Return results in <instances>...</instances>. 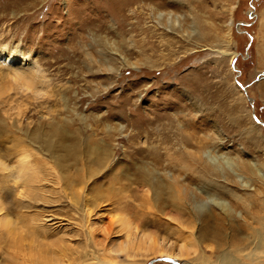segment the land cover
I'll return each mask as SVG.
<instances>
[{
  "label": "rangeland",
  "instance_id": "374dc122",
  "mask_svg": "<svg viewBox=\"0 0 264 264\" xmlns=\"http://www.w3.org/2000/svg\"><path fill=\"white\" fill-rule=\"evenodd\" d=\"M157 11L178 16L180 25L171 30L166 18L158 24ZM263 13L264 0H0V264H96L97 257L148 264L162 257L149 243L113 251L126 239L113 223L121 215L132 219L138 244L142 235L150 236L172 253L184 230L192 231L195 247L185 250L182 264L202 258L217 264L222 252L236 247L242 264H264V255H245L257 231L264 233ZM193 24L197 33L191 36ZM104 59L119 70H109ZM32 67L45 79L35 83L42 95L13 78ZM63 129L82 132L84 145L115 146L112 162L100 169L84 161L87 154L76 140L82 156L76 153L61 167L66 152L57 138ZM201 143L220 144L221 153L242 160L249 188L229 173L205 176L207 191L231 214L209 203L207 210H183L180 216L169 203L143 198L138 180L131 186L124 180L139 176L143 165L166 174L174 169L167 151L190 160L185 152L193 154ZM24 150L27 167L20 162ZM18 167L24 179H17ZM75 167L96 174L91 181L103 190L115 187L110 200L124 197L140 212L120 202L117 210L111 201L101 203L91 214L89 233L71 201L85 189ZM184 182L197 201L209 200L197 190L202 183L196 176L188 174ZM207 231L208 239L202 238Z\"/></svg>",
  "mask_w": 264,
  "mask_h": 264
},
{
  "label": "bare ground",
  "instance_id": "6f19581e",
  "mask_svg": "<svg viewBox=\"0 0 264 264\" xmlns=\"http://www.w3.org/2000/svg\"><path fill=\"white\" fill-rule=\"evenodd\" d=\"M233 8H235V6H233ZM163 18H166V22H167V23H165L166 27L170 28L171 30H175L174 29L175 23L180 25V21H178V16H174L171 13L164 14L160 11H157L156 12V20H157L158 24H162L161 20ZM263 18H264V13H263ZM179 25H176V26H179ZM196 33H197V30L195 28V25L193 24L191 26V31L188 32V34L192 36ZM94 41H97V39H94ZM6 58L9 62L11 60H13V62H15V60H14L15 56L12 54H11V56L9 54L6 55ZM122 62H123L122 64H124V65H131V66L137 67L133 63H129L126 58H122ZM24 63H26V62H24ZM104 64L109 68V70H119L118 68H113L112 66H110L108 64L107 59H104ZM33 67L31 69L30 73H28L27 75H25V74L22 75L21 73L16 71L14 73L15 76L13 78L16 79V82L18 81L17 83H19L21 85V88H24L27 91L31 90V91L35 92L36 95H42L44 90L36 89L35 83L37 81L38 82L40 81L41 83L45 82V79H43V77L40 76V74H38L36 68H33ZM107 129L110 130L111 127L107 126ZM123 129H124V126L119 125L118 128H116L115 130H117L119 132V134H121L124 132ZM61 133H62L61 136H59L57 138V142L60 144L61 147L64 148V150L66 152L65 159H63L62 162H59L61 167H64V168L68 167L70 157L76 158V153H79V155L81 154V152L79 151V148L76 146V142H75L76 140L80 141V143L82 145L81 147L83 148L82 152L87 154L86 159L85 158L83 159L84 161L86 160V162L92 163L94 166H96L100 169L106 168V166L112 162V158L114 156V151H115L113 147H115V146L109 145L108 143H106L103 140H102L103 143H101V144H99V143H93L92 144V141H91V143L84 145L85 139L84 138L82 139V132H79L80 134H78V136H77V135H73L72 132L70 133L66 129H63L61 131ZM186 135H187V132H186ZM30 140H31V138H30ZM42 141L50 149H52L54 147V144L49 139L45 138ZM187 144H190V143H187ZM197 144L199 145V143H197ZM201 144H202V146L198 147L197 148L198 150L196 152H193V154L191 152H189L188 150H187L188 152H185L187 157L190 158V160H188V159L185 160V158L175 159L176 157L174 158L173 155L167 151V153H166L167 162L169 164H171V166L174 169L172 171H168L166 174H160V172L158 170H156V169L153 170L152 168H146L143 165L142 167L139 168V172H141V173H139V176H137L136 178L131 177V176H127V177H125L124 180L127 181L128 183H130L129 184L130 186L135 185V181L138 180V184H139L138 187H141L143 189V190H141V191H143V195H144L143 198H145L146 200L153 198L155 203H157V201H161V200L166 202V203H169V205L171 207H173V209L175 211L180 212L179 213L180 216H183V215H181L182 214L181 212L183 210L189 209V211H192V212L194 210L197 211V209H200V211L201 210L202 211L207 210L209 207V203H212L213 205L219 206L223 210V212L231 214V211H232L231 209H228V208L224 209V207H226V203L224 201L217 200L216 197H212V195L207 191L206 188H207L208 182L206 181L205 176L221 174V173L224 176H227V174L229 173V174L234 175L235 179H238V181H240V185L243 188H249L251 186L250 182H249L250 180L244 181L245 179H248V178L242 172V168L240 165L242 163V160L239 157L230 156L227 152L221 153L218 149L220 144H217V145H210L209 144L208 147H204L203 143H201ZM52 152H54V151H51L50 154L53 155L54 157H56L59 161L60 160L59 157L55 156L54 153H52ZM21 153H22V156L20 157V162H21V164H23V167H24L25 164H30L29 163L30 157L28 154H25V153H27L26 150L22 151ZM80 156H82V155H80ZM158 159L161 160L160 157H158ZM155 161H156V159H155ZM158 163H159V161L157 160L156 164H158ZM254 164L255 165H253V167L256 166V162ZM89 166H90V164L88 165V167ZM75 168H76V174L77 175H79L80 177L84 175L83 172L80 174L81 170L79 168H77V167H75ZM256 168L257 169H255V170L258 171L260 175L262 174L261 176H263V173H261L262 172L261 169L258 167H256ZM258 172H256V173L258 174ZM188 174L196 176L198 178V180L202 183L201 186L199 185L200 187L197 188V190H199L201 193L206 194L208 196V199H209L208 201H197L196 197H194L192 195V193H191L192 189L190 190V188L188 187V185H191V184H187L184 182V178ZM95 175L96 174H94L93 172H89L87 175L85 174L83 179H82L83 182L81 181L85 185V189L83 190V192H80L77 195H73L74 198L71 199L72 204L77 207V211H78V213H80L82 222H84L82 224L85 225V227L89 231V233L91 232V226H90V222H89L90 218H91V214L95 211V209H97L101 205V203L104 204L106 201L107 202L111 201L112 204H109V205H116L118 202H120L122 205V208H123V205H125L128 207L129 210L131 209V212L137 210L136 211V213H137L139 211L138 207L134 208L131 203L124 200V197L123 198H120L121 196L118 197L121 200H119L117 203L114 200L113 201L110 200L112 198V195H114L112 191H114L115 187L110 185L111 187L108 188V190H107L108 192L105 191V189L103 190L104 187H102V185L101 186L96 185L94 181H91V179ZM24 177H25V174L21 173V169H20V167H18L17 179L18 180L22 179V178L24 179ZM61 177H64V175H61ZM227 178H228V176H227ZM77 179H79V178H77ZM17 181H15V182H17ZM61 181H63V180H61ZM74 181H76V179ZM90 181H91L90 184H92L91 186L89 184ZM68 185H73V183H71V184L68 183ZM134 189L135 188H133V190ZM147 192L149 193V196H148ZM39 193H41V192H39ZM247 195H249L248 192H247ZM240 197L239 198L237 197V198L240 199ZM2 199L0 198V202ZM143 201H145V200H143ZM23 202H27V201L23 200ZM31 203L32 202H30L29 204L27 203L26 205L30 206ZM28 206H25V207H28ZM118 206L119 205H116V208H114V209L115 210L120 209V207L118 208ZM197 216H198V214H197ZM187 221H188V219H187ZM132 222H133L132 219L130 220V218L123 217L122 215L118 216L115 219V221H113L114 224L118 225V228H121L122 231L123 230L126 231L125 241L121 243V245L119 246L118 249H113V251L122 253V252L129 250V249H134L135 247H137V245L140 246L143 243L144 244L149 243V244H151V246L154 247V249L158 248L161 251L160 255H162V257L163 256L164 257H173V258L179 260V259H182L181 256L185 255L186 251L189 250V248H192L191 246H194V245H192L194 243V241H193L194 240L193 239L194 234L192 231L186 232L184 230V227H182L183 224L180 226H181V229L183 228L184 233H185L184 237H183L184 240L182 238L183 242L180 245V247L178 248L179 250L177 253L176 252L175 253L169 252L168 248H166V246H163V243L161 241L154 240L153 238H150V236H146V235H142L143 240L140 241V243L138 244L137 242H138L139 235L133 233L134 228H136V227H134L132 225ZM181 222H183V221H181ZM9 223H10L9 221H4L5 225H8ZM185 225H187V223ZM188 227H190V222H189ZM211 232L212 231H210V232L207 231V234L206 235L204 234L205 236H202V238L208 239L207 237H209ZM257 232L259 235L256 236V238L253 242H251L253 247L250 246V244H249V246L252 248H250L251 250L249 249L250 251H248V253L245 254L246 258L257 260L258 258H261L264 255V233L260 232L259 230ZM178 233L182 234V232H180V231ZM213 233L215 236L217 235L215 230L213 231ZM14 234L19 235L18 232H16V231L13 233V235ZM218 235L220 236L221 234H218ZM255 235H256V233H255ZM19 236H21V235H19ZM19 238H21V237H19ZM190 244H191V246H190ZM225 247H227V246H225ZM160 248H162V250ZM196 248H197V246H196ZM240 251H241V249L236 247V249L232 248V250L231 251L229 250V252L228 251L222 252L220 254L221 256L218 257V259L215 263H217V264H242L240 259L238 257L234 256L237 253H239ZM200 254H201V251H200ZM203 259L204 258H202V260L200 262L192 263V264H209L207 262H204ZM96 264H112V263H107L106 261H103L102 258L97 257L96 258Z\"/></svg>",
  "mask_w": 264,
  "mask_h": 264
},
{
  "label": "water",
  "instance_id": "95a60500",
  "mask_svg": "<svg viewBox=\"0 0 264 264\" xmlns=\"http://www.w3.org/2000/svg\"><path fill=\"white\" fill-rule=\"evenodd\" d=\"M233 67L236 69V66L233 65ZM255 116V115H254ZM158 261H167V262H171V263H174V264H182V262L176 260V259H173L171 257H159V258H155L153 260H151L148 264H154Z\"/></svg>",
  "mask_w": 264,
  "mask_h": 264
}]
</instances>
